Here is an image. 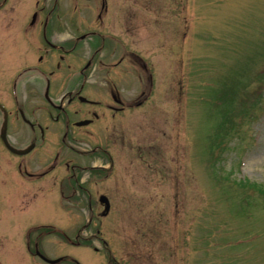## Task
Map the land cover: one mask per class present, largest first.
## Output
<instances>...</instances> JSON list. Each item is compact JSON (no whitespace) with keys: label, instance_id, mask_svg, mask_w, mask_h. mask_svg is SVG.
Masks as SVG:
<instances>
[{"label":"rangeland","instance_id":"obj_1","mask_svg":"<svg viewBox=\"0 0 264 264\" xmlns=\"http://www.w3.org/2000/svg\"><path fill=\"white\" fill-rule=\"evenodd\" d=\"M66 1V7L73 5V0ZM79 1L84 22L69 13L68 25L59 29L64 31L52 32L51 39L59 43L67 39L72 43L71 38L78 34L97 30L95 14L100 7L99 0ZM108 1L115 12L119 11L116 21L109 26L110 32L118 34L121 41L118 43H131V48L157 64L153 90L142 105L132 106L126 115L112 118L102 111L104 114L99 112L100 119L91 125L70 126L68 148H61L57 141L62 130L54 118L42 115L40 108L47 105L40 94L32 91L35 83L20 80L17 96L19 105L26 108L25 116L42 115L37 120L48 126L47 143H41L42 149L47 146L52 154L57 150L65 153L81 165L79 168L84 167L85 178H89L90 165L100 169L105 166L108 170L107 156L116 151L115 180L110 172L90 174V177L99 183L95 186L99 192L93 191L92 199L95 197L97 201L95 194H104L110 206L116 208L117 223L122 228L117 238L129 232L120 211L125 213L132 206L142 213L145 229L155 226L165 239L185 241L186 247L177 248V255L186 257L174 264H264V193L246 190V186L236 183V179L244 178L264 184V108L228 137L229 148L222 153L215 171L209 149L221 110L233 98L238 99L229 90L244 93L257 84L256 73L264 70V0ZM43 2L40 0L36 5V0H10V5L4 8L12 14L0 16L3 19L0 47H4L5 59L17 57V51H21V71L25 65L35 62L27 58L36 43H44L40 26H27L29 19L35 17V7L43 6ZM13 5L19 10L18 15H13L16 12ZM36 12L38 21L45 17L44 11ZM54 25L57 24L54 22ZM91 40L79 42L85 43L84 59L89 51L86 43ZM25 49L30 51L29 55ZM74 52L69 63L80 61L78 50ZM4 68L13 70L14 66L5 60ZM56 78L59 80L49 88L52 100L81 84L79 81L75 84L72 75L64 76V86L61 77ZM11 81L12 78L4 81V88L1 87L2 102L8 107L13 105ZM92 82L93 79L84 82L87 83L84 94L91 100L99 95L95 93L98 85ZM148 89L145 80L141 83L134 77L127 91L121 93L131 102L141 90ZM37 105L41 107L32 113ZM238 107L236 100L232 109ZM72 108L90 110V106L81 103ZM105 114L107 119L102 120ZM69 118L76 122L86 117L82 112L74 115L70 110ZM19 128L23 136L26 127L20 123ZM87 196L74 189L64 199V224L68 225L71 240L85 218L90 215L99 218L103 211L101 203L92 202L90 209ZM243 197H246L244 202ZM53 201H57L56 194ZM42 205L52 206L51 203ZM36 207H31L26 217H34ZM104 237L109 242L115 239L110 232ZM62 248L64 255L82 264H105L101 252L70 241ZM72 258H68V264H75Z\"/></svg>","mask_w":264,"mask_h":264},{"label":"flooded vegetation","instance_id":"obj_2","mask_svg":"<svg viewBox=\"0 0 264 264\" xmlns=\"http://www.w3.org/2000/svg\"><path fill=\"white\" fill-rule=\"evenodd\" d=\"M40 0H36V5ZM52 1V2H51ZM91 1V0H87ZM48 0L43 6L37 8L34 22L31 25L40 26V33L44 43H36L27 64L20 71L21 59L17 51V57L5 59L4 47H0V104L2 103L1 87L4 81L12 78L11 89L13 93V105L7 109V121L5 113L0 107V264H67L64 256L63 245L66 241L87 247L97 252H102L105 264H174L178 259L183 260L184 254L178 256L177 248L185 247L184 243L177 240L165 239L158 234V228L145 229L142 213L136 208L129 206L121 220L129 228V232L123 238H117L118 231L122 228L117 223L116 208L111 206L107 215L95 218L90 215L77 226L73 232L74 240L68 235V225L64 224V199L76 188L78 192L87 193V204L92 209V202L98 203L91 193H96V183L92 176H98L89 166V178L84 177V167L74 163L66 154H60L57 150L52 154V149L46 144L48 126L40 119L43 114L47 118L55 119L58 128L62 130L58 145L68 148L69 127L81 128L88 126L100 119V113L108 112L114 118L118 114L126 115L132 106H140L150 90H141L133 101L128 102L124 97L128 83L134 77L142 83L143 80L153 82L155 80L157 64L148 61L137 50L131 48V43L121 42L116 32H110V25L116 21L115 12L108 0H99L100 7L97 12V30H87L74 37L73 43H53L52 32L58 33L60 27L68 25V14L72 13L80 22L83 21L81 2L73 0V5L68 8L66 0ZM10 5V0H0V16L5 13L12 14L4 8ZM12 9L18 15L15 5ZM54 13L50 16L51 12ZM44 11V18L37 20L38 13ZM61 18L58 22L59 17ZM1 23L3 19L0 18ZM54 22L57 25H54ZM74 23V18L70 22ZM55 26V27H54ZM19 27V25H18ZM126 33V28L124 29ZM65 38V37H64ZM91 38V43H86L88 53L84 59L85 43H79ZM95 41V43H94ZM77 49L79 62L69 63L70 56ZM27 55L30 54L25 49ZM7 60L14 66L13 70L5 69L4 62ZM25 61V59H24ZM158 61V60H156ZM157 63V62H156ZM152 64V66H151ZM65 65V67H64ZM155 69V70H154ZM5 71L7 73H5ZM71 71V72H70ZM72 75L75 84H81L71 91H63L55 100L49 96V88L61 77L64 86V76ZM28 80L34 85L33 92L40 94L46 103L45 108H40L42 115L38 118L25 116L26 109L19 105L17 96V83L20 80ZM93 79L98 87L95 89L96 99L85 97L84 91L88 80ZM123 91V93H121ZM3 93V92H2ZM121 94V95H120ZM125 98H123L122 97ZM103 100L105 102L103 103ZM4 102V101H3ZM84 104L88 108H72L74 104ZM36 106L32 113L39 109ZM74 115L82 112L90 122L83 126H76L69 118V111ZM103 111V112H102ZM53 114L55 115L53 117ZM106 114L102 120L107 119ZM32 120H31V119ZM27 120V121H26ZM20 123L26 127V132L21 136ZM19 128V129H18ZM114 130V129H112ZM19 135V137H18ZM19 153L15 150H26ZM104 150V149H102ZM116 151L109 152V169L102 166L105 173L110 172L112 178H116L115 167ZM78 168V169H77ZM56 194L57 201H53ZM99 193L95 196H99ZM52 199V200H51ZM82 199V198H80ZM51 207H46L47 204ZM37 205L34 217L29 215L31 207ZM49 214L50 217H44ZM21 216V217H19ZM108 217V218H107ZM107 218V219H106ZM106 219V220H105ZM106 222H105V221ZM110 232L115 238L108 241L104 235ZM93 244V245H92ZM189 247H191L189 245ZM183 253V252H182ZM56 259L55 262L49 260ZM76 264L75 260H73Z\"/></svg>","mask_w":264,"mask_h":264},{"label":"trees","instance_id":"obj_3","mask_svg":"<svg viewBox=\"0 0 264 264\" xmlns=\"http://www.w3.org/2000/svg\"><path fill=\"white\" fill-rule=\"evenodd\" d=\"M257 84L251 89H248L244 93H241L238 99L233 98L230 105L221 110V115L216 121V128L212 137V145H210V158L212 160V165L215 168L222 159V153L229 148L227 146L228 137L236 131L238 127L243 124V122L250 121L254 118L255 114H258L260 110L264 108V70H260L254 76ZM237 95L239 90L231 89L229 90ZM238 96V95H237ZM238 101L239 107L237 109H232L235 101ZM258 115H256L257 117ZM214 151V152H213ZM215 151L217 154H215ZM222 171L219 170V172ZM236 183L246 186L247 189L257 190L259 193H264V184H259L257 182H252L247 179H236ZM250 194V193H248ZM251 195V194H250ZM246 197L241 198L244 202ZM248 204V203H247Z\"/></svg>","mask_w":264,"mask_h":264},{"label":"water","instance_id":"obj_4","mask_svg":"<svg viewBox=\"0 0 264 264\" xmlns=\"http://www.w3.org/2000/svg\"><path fill=\"white\" fill-rule=\"evenodd\" d=\"M81 124H84V123H81V122H78V123H77V125H81ZM100 200L106 202L105 210L107 211V210H108V207H109L108 202H107V198L104 197V196H101V197H100Z\"/></svg>","mask_w":264,"mask_h":264}]
</instances>
